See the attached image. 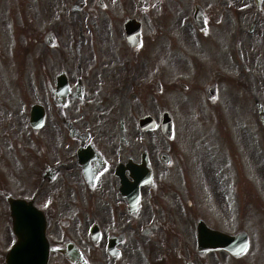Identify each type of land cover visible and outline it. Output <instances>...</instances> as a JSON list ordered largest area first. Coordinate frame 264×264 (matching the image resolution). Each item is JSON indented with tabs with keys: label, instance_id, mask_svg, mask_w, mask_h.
Listing matches in <instances>:
<instances>
[{
	"label": "flooded vegetation",
	"instance_id": "af4514ba",
	"mask_svg": "<svg viewBox=\"0 0 264 264\" xmlns=\"http://www.w3.org/2000/svg\"><path fill=\"white\" fill-rule=\"evenodd\" d=\"M190 4L0 0V245L8 240L0 264L14 238L9 196L43 210L49 264H219L218 253L232 264L228 251L201 247L206 226L227 232L210 219L219 196L229 207L228 162L207 153L202 161L193 128L177 138L139 125L170 86L169 17L188 25ZM195 4L202 27L189 24L184 41L196 50L177 57L186 67L175 66L192 76L179 77L177 88L188 95L208 73L202 95L187 99L211 109L198 117H226L228 109L245 117V72L248 87L251 75H264V42L260 51L254 43L256 34L264 38V0ZM233 89L242 93L235 115Z\"/></svg>",
	"mask_w": 264,
	"mask_h": 264
},
{
	"label": "rangeland",
	"instance_id": "374dc122",
	"mask_svg": "<svg viewBox=\"0 0 264 264\" xmlns=\"http://www.w3.org/2000/svg\"><path fill=\"white\" fill-rule=\"evenodd\" d=\"M195 0H190L191 4L187 5V8H192ZM246 1V0H245ZM180 9H171V12H178ZM170 24V36H169V67H170V86L163 94L165 99H157L151 106V112L160 120L161 111L164 107H167L174 115L176 122L175 132L177 138L183 135V130H192V128L198 133L196 139L201 144L202 161H205L207 157L212 156V160L218 164L225 161L228 162L230 169L226 171V181L223 182V188L228 189L230 203L229 207L225 208L218 197V206L211 210V221L219 226L227 229L229 232L237 233L241 230H245L250 236V247L244 256L233 257L232 264H264V128L262 127L254 105L253 96L259 98L264 104V75L255 73L251 75V86H247V75L245 72V117H230L229 109L227 117H198V114L210 113L211 109L205 110L202 102L197 104L194 102H187V99L194 98L199 91L209 81V74L202 73L200 80L193 86L191 91H188V95H184V87L177 88L179 85L176 83L179 77L189 78L191 74L178 73L183 71L175 68V66L186 67L185 58H181V63H176L178 56H185L188 52L190 55L196 50L192 46L188 45L184 41V35H190V31L187 26H181L178 24V20L172 14L169 17ZM191 29L194 26H189ZM250 24L245 22V36L249 33L248 28ZM247 29V31H246ZM261 29V28H260ZM264 30V27L263 29ZM255 33V32H254ZM193 34V33H192ZM256 41L254 42L258 46V50L262 49L261 44L264 42V38L256 34L254 36ZM258 38V39H257ZM261 40H263L261 42ZM263 52V50H262ZM262 52H260L262 54ZM187 65H189L187 63ZM259 66V65H258ZM257 66V67H258ZM256 69V68H255ZM257 68V72H258ZM246 71V70H245ZM190 73V70L183 71ZM194 75V74H193ZM236 91V90H235ZM202 95V94H201ZM236 101L237 97L234 96ZM241 98V96L239 97ZM243 102V103H244ZM238 101L233 105L231 114L235 115ZM211 107V106H210ZM201 108V109H200ZM242 110V106H241ZM242 111H239L241 114ZM223 120L224 126L221 133H212L213 129L218 131L217 126H220L221 122L217 120ZM225 136L228 139V144L224 147L219 145L221 138L219 136ZM195 147L191 148V151L198 150ZM205 157V158H204ZM229 172V173H228ZM231 174V176H230ZM229 179V182H228ZM228 182V184H227ZM221 185V183H214L215 185ZM11 189L13 191L21 192L24 187L19 184L12 183ZM224 202V201H223ZM230 209V210H229ZM229 210V213H227ZM226 215L229 217L226 218ZM226 227V228H225ZM7 228L3 226V235L7 232ZM5 241L0 245V248L4 249ZM218 253V261L221 264L222 259H230L229 254L226 255Z\"/></svg>",
	"mask_w": 264,
	"mask_h": 264
},
{
	"label": "water",
	"instance_id": "95a60500",
	"mask_svg": "<svg viewBox=\"0 0 264 264\" xmlns=\"http://www.w3.org/2000/svg\"><path fill=\"white\" fill-rule=\"evenodd\" d=\"M258 104H259L260 118L264 124V110L261 104L260 103ZM142 122L144 126L148 124L147 123L148 121L146 119L143 120ZM163 128L167 131L171 130L172 128L171 117H166V116L164 117ZM10 202H11L12 216L14 220V231L18 235L19 241L14 245L13 249L10 251L8 255V262L9 264H28L27 262L21 260V250L23 249V245L25 244L26 237L31 233V228L28 225L27 226L24 225L22 223V220L26 219L27 213H34L35 211H38V213H40V211L35 206H33L32 202H28L26 200L12 199ZM208 233H209L208 234L209 237L216 236L218 238H222L223 242L220 247L230 250L235 256L243 255L249 246V235L247 232H241L233 236H228L220 231H217V235L215 231L213 233L211 232ZM209 237L207 241H202L203 247L205 246V243H208V241H210ZM47 247L48 245L47 246L44 245V247H41L40 261H38L39 258L38 255L36 257V261L31 260L29 264H45L49 254V249Z\"/></svg>",
	"mask_w": 264,
	"mask_h": 264
}]
</instances>
